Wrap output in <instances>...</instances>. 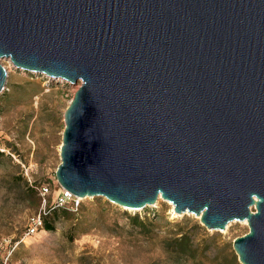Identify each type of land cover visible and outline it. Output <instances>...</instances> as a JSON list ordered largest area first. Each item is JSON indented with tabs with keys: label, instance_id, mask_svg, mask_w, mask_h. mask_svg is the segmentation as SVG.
<instances>
[{
	"label": "water",
	"instance_id": "water-1",
	"mask_svg": "<svg viewBox=\"0 0 264 264\" xmlns=\"http://www.w3.org/2000/svg\"><path fill=\"white\" fill-rule=\"evenodd\" d=\"M80 83L55 178L75 198L158 199L264 264V0H0V60ZM7 74L0 64V94Z\"/></svg>",
	"mask_w": 264,
	"mask_h": 264
},
{
	"label": "rangeland",
	"instance_id": "rangeland-1",
	"mask_svg": "<svg viewBox=\"0 0 264 264\" xmlns=\"http://www.w3.org/2000/svg\"><path fill=\"white\" fill-rule=\"evenodd\" d=\"M0 64L7 74L0 94V246L14 248V263L241 264L232 243L248 233L246 221L209 230L194 214L174 215L162 199L129 210L103 197L76 198L47 216L52 231L24 237L32 217L57 206L63 114L80 83L63 85L7 59ZM180 232L191 240L187 255L174 252Z\"/></svg>",
	"mask_w": 264,
	"mask_h": 264
},
{
	"label": "built area",
	"instance_id": "built-area-1",
	"mask_svg": "<svg viewBox=\"0 0 264 264\" xmlns=\"http://www.w3.org/2000/svg\"><path fill=\"white\" fill-rule=\"evenodd\" d=\"M49 79V78H48ZM50 80V79H49ZM44 191H47L46 189ZM57 205L58 206H66L70 204L72 201H76L77 199L71 195L69 192L61 189L58 197H57ZM41 228H43V221L41 216H34L30 219L29 226L24 234V237L30 236L38 232ZM14 252V248L6 247L3 248L0 246V264H18L14 263L11 260L12 254Z\"/></svg>",
	"mask_w": 264,
	"mask_h": 264
},
{
	"label": "trees",
	"instance_id": "trees-1",
	"mask_svg": "<svg viewBox=\"0 0 264 264\" xmlns=\"http://www.w3.org/2000/svg\"><path fill=\"white\" fill-rule=\"evenodd\" d=\"M73 206V205H71ZM62 207H67L66 206H56L54 208L49 207L48 208V213L44 216H42V221H43V228L46 231H52L53 230V223L47 220L48 215H54L57 213V211L62 208ZM134 220H138V218H134ZM172 243L176 246L177 249L174 250L179 255H187V252L190 251V237L187 233L185 232H180L176 234L175 238L172 240Z\"/></svg>",
	"mask_w": 264,
	"mask_h": 264
},
{
	"label": "bare ground",
	"instance_id": "bare-ground-1",
	"mask_svg": "<svg viewBox=\"0 0 264 264\" xmlns=\"http://www.w3.org/2000/svg\"><path fill=\"white\" fill-rule=\"evenodd\" d=\"M168 203H169V202H168ZM169 204H170V203H169ZM172 207H173V206H172ZM173 214L176 215V214L174 213V211H173ZM243 223H245V222H243Z\"/></svg>",
	"mask_w": 264,
	"mask_h": 264
}]
</instances>
